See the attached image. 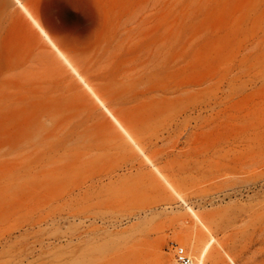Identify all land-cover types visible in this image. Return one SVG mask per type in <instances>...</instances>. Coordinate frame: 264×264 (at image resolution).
<instances>
[{"label":"rangeland","instance_id":"1","mask_svg":"<svg viewBox=\"0 0 264 264\" xmlns=\"http://www.w3.org/2000/svg\"><path fill=\"white\" fill-rule=\"evenodd\" d=\"M20 1L204 220L203 264H264V0ZM95 100L0 0V264H171L209 238Z\"/></svg>","mask_w":264,"mask_h":264},{"label":"bare ground","instance_id":"2","mask_svg":"<svg viewBox=\"0 0 264 264\" xmlns=\"http://www.w3.org/2000/svg\"><path fill=\"white\" fill-rule=\"evenodd\" d=\"M23 10L24 12L29 16V18L32 20L33 24L36 26L38 31L41 33V35L44 37V39L49 43V45L54 49V51L57 53V55L62 59V61L67 65V67L70 68V70L73 72V74L79 79V81L86 87V89L93 95V97L96 99L99 103V105L103 108V110L107 113V115L112 119V121L120 128V130L123 132L124 136L129 140V142L136 148L138 153L142 155L144 160L147 164H149L157 174L159 178L162 179L165 186L171 191L172 194H174L182 203L185 204L184 199L182 196L178 193V191L174 188V186L167 181V179L164 177V175L159 171V169L153 164L152 160L144 153L143 149L139 146L138 142L135 140V138L132 136V134L126 129V127L120 122V120L105 106L103 101L95 94L93 89L86 83L84 78L79 74L77 69L71 64L69 59L65 56V54L57 47V45L53 42L51 37L45 32V30L40 26V24L33 18L31 13L27 10V8L20 2V0H14ZM186 209L190 212L192 218L202 227V229L209 234V238L206 240V242L203 244L201 249L198 250V247L195 245L194 241L189 240L187 244L191 245L196 253V261L197 264H203V258L205 253L208 251L210 245L212 244L214 240V237L212 236L208 226L205 224L204 220L201 218L200 215H198L195 210H193L190 206L186 205ZM229 260L232 262V260L229 258ZM234 264V263H233Z\"/></svg>","mask_w":264,"mask_h":264},{"label":"built area","instance_id":"3","mask_svg":"<svg viewBox=\"0 0 264 264\" xmlns=\"http://www.w3.org/2000/svg\"><path fill=\"white\" fill-rule=\"evenodd\" d=\"M167 250L172 254L171 264H197L196 259L189 251L176 241H169L167 243Z\"/></svg>","mask_w":264,"mask_h":264},{"label":"crops","instance_id":"4","mask_svg":"<svg viewBox=\"0 0 264 264\" xmlns=\"http://www.w3.org/2000/svg\"><path fill=\"white\" fill-rule=\"evenodd\" d=\"M26 1V0H25ZM21 2V1H20ZM16 3V2H15ZM48 31V30H47ZM46 32V31H45Z\"/></svg>","mask_w":264,"mask_h":264}]
</instances>
